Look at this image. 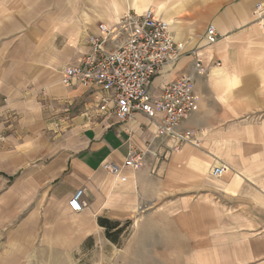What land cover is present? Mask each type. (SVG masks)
Returning a JSON list of instances; mask_svg holds the SVG:
<instances>
[{"label":"crops","instance_id":"crops-1","mask_svg":"<svg viewBox=\"0 0 264 264\" xmlns=\"http://www.w3.org/2000/svg\"><path fill=\"white\" fill-rule=\"evenodd\" d=\"M19 3L18 24L0 27L17 31L0 37V264H27L38 243L54 250L62 241L67 252L75 249L103 228L99 218L110 219L103 210L135 205L145 188L148 163L156 159L151 155L141 168H126L120 176L103 163L121 165L134 149L159 147L162 138L155 139V132L162 114L138 112L127 121L103 115L91 88L64 85L61 77L89 50L88 38L99 23L114 27L126 13L150 7L170 22L183 49L178 64L164 66L153 81V95L182 75L192 76L194 84L195 108L180 128L193 130L199 145L173 153L174 162L188 164L173 167L174 173L210 178L218 193L201 199L236 233L261 230L264 243V0ZM210 24L219 36L212 45L205 41ZM196 48L206 66L201 73L195 69ZM209 163H223L227 172L212 177ZM81 187L87 207L77 212L69 200Z\"/></svg>","mask_w":264,"mask_h":264},{"label":"rangeland","instance_id":"rangeland-1","mask_svg":"<svg viewBox=\"0 0 264 264\" xmlns=\"http://www.w3.org/2000/svg\"><path fill=\"white\" fill-rule=\"evenodd\" d=\"M19 2L0 0V27L4 23L18 24L23 8ZM5 7L9 10L5 11ZM16 32L0 30V37L9 38ZM173 153L177 151L171 149L166 155L152 156L156 158L155 163H148L150 174L145 188L139 190L135 205L129 201L103 210V215L118 223V228L109 232L106 227L98 228L95 235L69 252L62 241L54 250L46 249L37 241L40 247L28 255L27 264H253L263 261L261 230L236 233L237 230L231 229L235 225L220 219L209 202L201 199L202 194L218 193L207 183L211 179L196 178L192 174L181 177L178 170L183 162H174ZM211 165L208 164V169ZM173 167L178 169L177 173ZM184 200V204H179Z\"/></svg>","mask_w":264,"mask_h":264},{"label":"built area","instance_id":"built-area-1","mask_svg":"<svg viewBox=\"0 0 264 264\" xmlns=\"http://www.w3.org/2000/svg\"><path fill=\"white\" fill-rule=\"evenodd\" d=\"M257 8L260 9V5ZM123 32L127 36L119 41ZM218 39L215 26L210 24L205 33L206 43L212 45ZM88 44L89 50L78 63L63 70L62 84L77 82L91 88L103 115L113 113L121 121L133 118L138 112L151 118L162 114L155 132V139L162 138L159 147L151 143L146 150L134 149L121 165L104 162L105 170L120 176L126 168H141L150 155L163 156L171 149L178 152L187 144L199 145L193 130L180 128L195 108L192 76L182 75L167 83L158 96L151 91V85L161 69L166 65H177L183 56L182 45L174 39L167 19L151 7L141 14L128 12L114 27L99 23L98 32L89 36ZM192 54L196 71H205L200 50L196 48ZM226 172L227 167L223 163L214 165L210 170L215 178H221ZM84 191L85 188L81 187L70 198L69 205L74 211L87 207L83 200Z\"/></svg>","mask_w":264,"mask_h":264},{"label":"trees","instance_id":"trees-1","mask_svg":"<svg viewBox=\"0 0 264 264\" xmlns=\"http://www.w3.org/2000/svg\"><path fill=\"white\" fill-rule=\"evenodd\" d=\"M99 224L103 227H106L107 232L110 231V229L118 228V223L112 222L110 219L107 218H99ZM108 234V233H107ZM110 234V233H109ZM109 236V235H108Z\"/></svg>","mask_w":264,"mask_h":264}]
</instances>
